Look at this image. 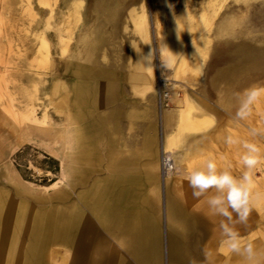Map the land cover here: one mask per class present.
Wrapping results in <instances>:
<instances>
[{
  "label": "rangeland",
  "instance_id": "rangeland-1",
  "mask_svg": "<svg viewBox=\"0 0 264 264\" xmlns=\"http://www.w3.org/2000/svg\"><path fill=\"white\" fill-rule=\"evenodd\" d=\"M95 1L0 0L2 213L18 214L21 223L29 212L61 216L64 207L81 205L78 195L95 178L108 174L110 154L116 151L119 157H129L137 171L158 173L154 191L146 185L145 192L155 196L159 264H169L168 228L181 227L168 220V194L208 221L211 234L206 242L216 246L211 264H248L242 257L223 259L221 241L226 237L219 225L229 222L213 216L207 205L209 197L221 194L213 189L195 199L184 177L193 170L206 171L211 159L218 172L229 171L239 178L245 170L243 141L264 150V98L253 106L248 119L235 115L245 99L244 90L264 86V0H127L133 2L106 7H115L116 15L93 5ZM132 7L145 14L144 39L129 18ZM241 45L250 48L242 52ZM149 52L152 55L144 59ZM138 53L141 69L135 67ZM163 63H170L171 68L164 69ZM96 64L110 66L115 73V98L109 104L99 102L91 113L81 108L84 113L79 119V107L70 102L72 87L79 65L87 71ZM133 71L147 75L139 89L132 87L129 73ZM114 106L122 111L117 127L110 129L108 116ZM130 110L134 124L127 117ZM103 118L110 130L95 139L99 156L82 161L86 181L72 184V167L79 165L73 159L78 129L90 128ZM146 135L152 137V153ZM229 136L241 143L229 145ZM164 154L173 164L166 174L162 171ZM253 180V192L258 195H254L248 222L236 224L233 214L230 226L235 225L245 241L260 242L254 245V264H264V160L253 170ZM19 229L7 239L0 223V264H76L73 250L58 238L34 247L39 251L35 257L41 258L44 250V260L31 261L33 256L26 252L31 236ZM108 241L113 244L101 246L104 257L114 255L128 258V264H144L117 239ZM182 249L171 246L170 257L174 250L189 264H207Z\"/></svg>",
  "mask_w": 264,
  "mask_h": 264
},
{
  "label": "crops",
  "instance_id": "crops-1",
  "mask_svg": "<svg viewBox=\"0 0 264 264\" xmlns=\"http://www.w3.org/2000/svg\"><path fill=\"white\" fill-rule=\"evenodd\" d=\"M114 1L96 0L93 5H102V9L106 13L111 10L110 14L116 15L118 10L115 7L114 9H107L106 7L114 4L128 5L133 2L124 0L119 3ZM81 67L79 65L78 79L73 84L70 100L74 108L75 105L79 107L76 115L79 119L84 113L83 107L91 113L99 102L109 104L115 98L117 82L116 75L110 66L96 64L89 67L87 71ZM136 68L141 69L142 67ZM130 73L129 78L133 83V88L135 85L137 87V84H140L138 87L142 83L145 85L147 75L144 72L136 71L134 73L133 71ZM137 73L138 76H136ZM140 75L143 77L138 78ZM138 87L137 89H139ZM81 108L83 109L81 110ZM121 111L117 106L111 107L108 116L112 122L110 129L117 127ZM165 116L167 118L169 114L166 113ZM127 117L130 124H134V111H128ZM106 121L107 119L103 118L100 122H94V126L90 128L81 126L78 129L77 151L73 154V159L79 165L72 167L70 179L72 184L86 181L82 176L83 167L80 164L83 160L89 162L91 158L99 156L95 147V139L100 132L109 134L110 129H107ZM146 142L148 143L147 148L152 153L150 147L152 137L146 135ZM110 157L108 174L95 178L91 187L78 195V201L81 202V205L79 203L70 204L63 208L61 216L55 218L29 212L25 223H21V220L9 228V231L5 229L4 237L7 239L13 237L15 229L19 228L22 230L21 234L30 235L31 240L28 244L30 250H26V252L27 255L33 256L31 258L33 262L43 261L45 254L42 250L41 258L35 257V255H39V251L34 247L37 245L47 246L50 241L58 238L63 240L64 247L73 250L72 254L76 264H103V262L105 264H128L126 263L128 258L114 255L106 258L102 255L101 246L113 244L108 241L109 239H117V243L125 245L130 254L144 264H159L161 239L157 224L156 206L154 205L155 196L153 193L147 194L145 192L146 185H149L154 191L158 183V173L152 169L146 172L137 171L129 157H119L116 151L112 152ZM85 208L86 210H84ZM166 214L169 222L181 225L179 230L171 226L168 228L167 260L169 259V264H171L170 248L173 245L190 246L193 259L196 258V255L198 258L195 260H203L207 264H211V261L215 259L216 246L213 242H206L207 237L211 234L208 221L198 213L187 209L177 197L170 194L166 198ZM16 215L15 217L18 219V214ZM251 242L255 246L260 243L258 241ZM152 248H154V252ZM224 255L225 261L239 258L229 255L226 251ZM69 256H71L70 252Z\"/></svg>",
  "mask_w": 264,
  "mask_h": 264
},
{
  "label": "clouds",
  "instance_id": "clouds-1",
  "mask_svg": "<svg viewBox=\"0 0 264 264\" xmlns=\"http://www.w3.org/2000/svg\"><path fill=\"white\" fill-rule=\"evenodd\" d=\"M152 55L149 52L144 59ZM164 69L171 68L170 63H163ZM203 70L201 69V75ZM243 103L236 111V118L246 120L252 115L253 106L264 98V86H252L244 90ZM229 145L239 144L241 140L229 136ZM243 148L247 151L241 157V163L245 169L242 175L237 178L229 171L218 172L214 160L207 162V170H193L184 177L192 189V196L200 199L210 190H215L221 195H213L208 198L207 205L213 216L226 218L229 223L221 221L220 228L226 237L221 241V247L229 254L242 257L248 264H254L256 251L251 241H245L240 233L235 230V225L230 226L233 214L236 217V224L246 225L253 210L254 180L253 170L264 160V150L256 143L243 141Z\"/></svg>",
  "mask_w": 264,
  "mask_h": 264
},
{
  "label": "bare ground",
  "instance_id": "bare-ground-1",
  "mask_svg": "<svg viewBox=\"0 0 264 264\" xmlns=\"http://www.w3.org/2000/svg\"><path fill=\"white\" fill-rule=\"evenodd\" d=\"M23 1V0H22ZM102 6V5H101ZM76 8V7H75ZM127 8V7H126ZM136 8L132 7L130 10H129V18L130 20L132 21L133 25H134V29L138 32V34H140V37L142 39H144L145 37V31L146 29L144 27H142V25L144 24V17H145V14L143 11L141 12H136L135 11ZM111 11V10H110ZM124 13V12H123ZM125 26V25H124ZM250 46V45H249ZM252 47V46H251ZM250 47H247L246 45H241L238 47L239 51H245V50H249ZM255 49V48H253ZM260 50V49H259ZM139 51V50H138ZM261 51V50H260ZM139 54V53H138ZM244 56H241L240 57V60L242 61H245V58ZM255 63V62H254ZM143 63H142V60H141V56L140 54L138 55L137 57V60L135 62V67H139L142 66ZM259 66V65H257ZM101 69V68H100ZM103 69V68H102ZM108 70V69H107ZM131 74V73H130ZM107 75V74H106ZM136 76H138V73L136 74ZM142 75H140L138 78H140ZM143 77V76H142ZM133 78H134V75H133ZM123 79V78H122ZM137 79V78H135ZM139 82V80H138ZM145 82V81H144ZM132 83V82H131ZM133 84V83H132ZM144 85V83H142ZM141 84V86H143ZM135 85V84H134ZM138 85L140 84H137V87ZM136 85H135V88H137ZM142 88V87H141ZM66 97V96H65ZM64 101V100H63ZM136 111V110H135ZM168 146V145H167ZM167 178V176H163V180H165ZM146 201V200H145ZM4 215V216H3ZM139 218V217H138ZM50 220V219H49ZM18 219L17 217H15L14 215L10 214V213H5L3 214L1 212V208H0V223H2L5 227V229H7V231H9L11 228V224L13 223V225H15L16 223H18ZM55 222V221H54ZM49 223V222H48ZM54 226V225H53ZM9 229V230H8ZM51 238V237H50ZM183 247V251H185L188 255H190L191 258H193V254L192 252L190 251V249H188V247L186 245H182ZM153 252H154V248H152ZM178 253V252H177ZM174 250L171 251V264H189L188 261L182 259L181 257L178 256ZM203 261V260H202ZM111 264H116V263H111Z\"/></svg>",
  "mask_w": 264,
  "mask_h": 264
},
{
  "label": "built area",
  "instance_id": "built-area-1",
  "mask_svg": "<svg viewBox=\"0 0 264 264\" xmlns=\"http://www.w3.org/2000/svg\"><path fill=\"white\" fill-rule=\"evenodd\" d=\"M173 168V164L170 161V158L168 155H163L162 156V171L164 174L168 173L171 169Z\"/></svg>",
  "mask_w": 264,
  "mask_h": 264
}]
</instances>
